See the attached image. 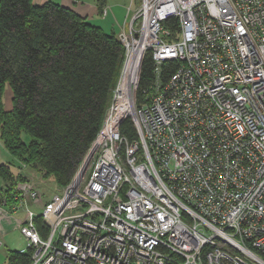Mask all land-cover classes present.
<instances>
[{
  "label": "built area",
  "instance_id": "obj_1",
  "mask_svg": "<svg viewBox=\"0 0 264 264\" xmlns=\"http://www.w3.org/2000/svg\"><path fill=\"white\" fill-rule=\"evenodd\" d=\"M128 12L102 128L49 199L19 163L17 182L0 188V248L9 226L30 264H264V0H141ZM147 55L153 82L140 102Z\"/></svg>",
  "mask_w": 264,
  "mask_h": 264
},
{
  "label": "trees",
  "instance_id": "obj_2",
  "mask_svg": "<svg viewBox=\"0 0 264 264\" xmlns=\"http://www.w3.org/2000/svg\"><path fill=\"white\" fill-rule=\"evenodd\" d=\"M104 2L98 0L101 6ZM124 56L119 37L71 8L0 0V138L16 159L15 164L0 165L1 188L17 182L21 161L67 186L102 128ZM145 58L140 102L153 82L154 63L150 55ZM176 67L174 60L164 62L161 79L168 80ZM7 80L13 86L12 111L3 105ZM121 130L130 139L136 137L131 118ZM36 222L46 236L47 227L41 219ZM9 253L6 264H30L31 252Z\"/></svg>",
  "mask_w": 264,
  "mask_h": 264
},
{
  "label": "rangeland",
  "instance_id": "obj_3",
  "mask_svg": "<svg viewBox=\"0 0 264 264\" xmlns=\"http://www.w3.org/2000/svg\"><path fill=\"white\" fill-rule=\"evenodd\" d=\"M140 2L141 0H107V3L110 4L109 7L110 8L116 7L117 10L115 9L114 11L121 12V15L124 16V19L126 15H128V19L131 18L132 15L131 13H127L128 6H131L133 8L132 10L135 11L137 5L138 6L140 5ZM124 64H125V60L121 68L122 71L119 76V79L124 71L123 70ZM119 79L117 84L119 83ZM4 86L5 89L3 93V105L6 111H12L14 110V101H13L14 97H13V86H11V81L7 80ZM22 136H23V140L28 142L29 137L25 134H23ZM15 160L16 159L12 156L11 153L8 152V150L4 145V142H2L0 138V165L1 164L10 165L13 163L15 164ZM20 163H24L25 165H27V173H25L27 175L24 179L26 180L28 178L33 179V177H35L34 180L37 182V185H39L40 189L42 190L45 199H49L52 196V194L56 193V191H58L61 188V186L56 183L54 178L48 176L47 173H45V171L34 168L33 166H31V164L26 163L24 161H21ZM2 184L3 182L0 179V188ZM35 209L38 210L37 208ZM17 216L22 217V213H19ZM6 229L8 233L5 235V237H3L5 245L3 246V248H0V264H6L8 255L10 254L9 252L25 250L28 246V242L23 238L20 231L12 229L9 226L6 227Z\"/></svg>",
  "mask_w": 264,
  "mask_h": 264
},
{
  "label": "crops",
  "instance_id": "obj_4",
  "mask_svg": "<svg viewBox=\"0 0 264 264\" xmlns=\"http://www.w3.org/2000/svg\"><path fill=\"white\" fill-rule=\"evenodd\" d=\"M47 2L73 9L78 15L85 17L91 24H95L101 27L106 33L116 35L119 38L129 27L128 23L130 18L128 19V15L124 19L121 12L117 11V13L114 11L115 9L117 10L116 7H109L110 4L107 3V0H105L104 6H101L98 0H33L34 5H44ZM105 8L108 9L106 16L102 15L103 9ZM128 8L127 13H129Z\"/></svg>",
  "mask_w": 264,
  "mask_h": 264
},
{
  "label": "bare ground",
  "instance_id": "obj_5",
  "mask_svg": "<svg viewBox=\"0 0 264 264\" xmlns=\"http://www.w3.org/2000/svg\"><path fill=\"white\" fill-rule=\"evenodd\" d=\"M133 62L132 61H130L129 63H128V67H127V71H126V73H125V76L123 77V79H122V81H123V83H122V86H123V90L125 91V90H127V89H129V87H130V85H131V81L133 82L134 81V79L135 78H133V76H132V74H131V70L133 69V67H134V65L132 64ZM131 95V92L130 91H128V94H127V96H128V98H129V96Z\"/></svg>",
  "mask_w": 264,
  "mask_h": 264
}]
</instances>
